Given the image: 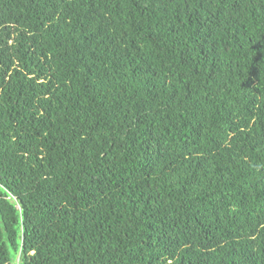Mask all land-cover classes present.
I'll list each match as a JSON object with an SVG mask.
<instances>
[{
	"label": "trees",
	"instance_id": "obj_1",
	"mask_svg": "<svg viewBox=\"0 0 264 264\" xmlns=\"http://www.w3.org/2000/svg\"><path fill=\"white\" fill-rule=\"evenodd\" d=\"M0 264H264V0H0Z\"/></svg>",
	"mask_w": 264,
	"mask_h": 264
}]
</instances>
